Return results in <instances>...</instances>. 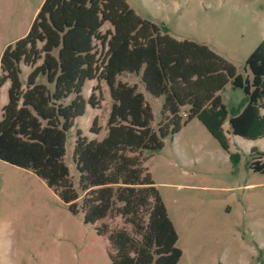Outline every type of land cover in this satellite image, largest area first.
<instances>
[{"label": "trees", "instance_id": "obj_1", "mask_svg": "<svg viewBox=\"0 0 264 264\" xmlns=\"http://www.w3.org/2000/svg\"><path fill=\"white\" fill-rule=\"evenodd\" d=\"M104 19L113 31L99 30ZM167 31L162 22L138 16L125 0H44L25 35L1 56L0 83L9 84L0 112V157L43 177L83 222L119 215L129 224L93 226L106 237L112 264H173L179 255L174 229L139 163L142 150L158 148L178 128L180 104L188 105L232 163L239 154L229 149L228 132L249 139L264 134V36L245 57L249 77H243L205 45ZM93 39L107 44L99 60ZM20 62L30 67L23 82ZM127 71L138 75L149 94L161 96L155 128L135 83L115 78ZM228 76L244 92L230 109L214 93ZM93 77L105 80L111 99L106 129L98 139L76 131L73 183L62 159L66 132L83 112L81 85ZM91 98L92 92L90 104ZM248 155L247 166L264 172V148L250 146Z\"/></svg>", "mask_w": 264, "mask_h": 264}, {"label": "rangeland", "instance_id": "obj_2", "mask_svg": "<svg viewBox=\"0 0 264 264\" xmlns=\"http://www.w3.org/2000/svg\"><path fill=\"white\" fill-rule=\"evenodd\" d=\"M43 1L0 0V65L4 50L25 35ZM125 2L138 16L156 25L162 22L171 37L205 45L233 72L249 77L244 59L264 36V0ZM106 29L113 31L108 19L99 26L101 32ZM93 43L99 60L106 41L104 46L97 39ZM19 66L23 82L26 75L21 69L26 64ZM115 78L135 83L150 106V124L155 128L161 96L149 94L132 72H120ZM6 81L0 87V112L7 100ZM91 92L92 104L87 101ZM80 93L83 112L72 118L62 156L73 183L77 172L71 151L76 131L86 138H100L111 101L102 78L85 79ZM214 93L227 109L244 97L242 89L230 85L229 76ZM178 113V128L165 135L158 148L142 150L139 163L141 173L149 176L148 188L155 191L174 229V245L180 252L173 264H264V172L246 163L250 146L264 148V134L249 139L228 132L229 149L239 154L232 163L186 103L179 105ZM223 126L227 128V119ZM149 200L154 202L151 195ZM101 223L129 228L119 215L83 222L43 177L0 157V264H112L106 237L93 228Z\"/></svg>", "mask_w": 264, "mask_h": 264}, {"label": "crops", "instance_id": "obj_3", "mask_svg": "<svg viewBox=\"0 0 264 264\" xmlns=\"http://www.w3.org/2000/svg\"><path fill=\"white\" fill-rule=\"evenodd\" d=\"M36 9V8H35ZM35 11V10H34ZM26 68V69H25ZM24 68V66H23V69H21V70H23V74L24 75H26L27 74V72L29 71V69H30V67L29 66H27L26 65V67ZM7 80V79H6ZM4 81L1 85H0V87H2V86H4L5 84H7V81ZM0 94H1V90H0ZM224 123V122H223ZM222 126H223V124H222ZM223 128L225 129V127L223 126ZM263 136V135H262Z\"/></svg>", "mask_w": 264, "mask_h": 264}]
</instances>
